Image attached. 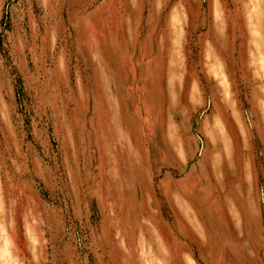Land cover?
<instances>
[{"label": "rangeland", "instance_id": "1", "mask_svg": "<svg viewBox=\"0 0 264 264\" xmlns=\"http://www.w3.org/2000/svg\"><path fill=\"white\" fill-rule=\"evenodd\" d=\"M0 264H264V0H0Z\"/></svg>", "mask_w": 264, "mask_h": 264}]
</instances>
